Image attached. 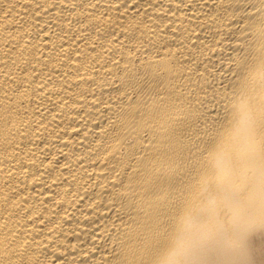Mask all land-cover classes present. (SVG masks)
<instances>
[{"label": "bare ground", "instance_id": "6f19581e", "mask_svg": "<svg viewBox=\"0 0 264 264\" xmlns=\"http://www.w3.org/2000/svg\"><path fill=\"white\" fill-rule=\"evenodd\" d=\"M0 264H264V0H0Z\"/></svg>", "mask_w": 264, "mask_h": 264}]
</instances>
